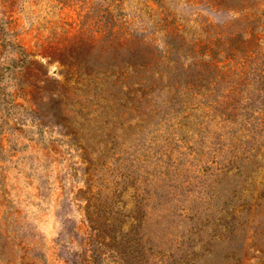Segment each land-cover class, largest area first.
I'll use <instances>...</instances> for the list:
<instances>
[{
  "label": "rangeland",
  "instance_id": "374dc122",
  "mask_svg": "<svg viewBox=\"0 0 264 264\" xmlns=\"http://www.w3.org/2000/svg\"><path fill=\"white\" fill-rule=\"evenodd\" d=\"M263 19L264 0H0V264H166V249L148 250L144 209L151 170L173 166L152 186L163 207L189 208L182 228L216 215L225 188L254 189L241 230L214 236L212 253L194 264H228L220 259L232 251L236 264H264V200L255 201L264 184V36L259 45L253 37L264 34ZM251 53L261 69L225 72L224 56ZM206 55L224 78L206 83L208 96L197 95L177 132L176 110L193 99L181 66ZM134 57L144 71L130 67ZM89 201L134 230H93Z\"/></svg>",
  "mask_w": 264,
  "mask_h": 264
},
{
  "label": "trees",
  "instance_id": "16d2710c",
  "mask_svg": "<svg viewBox=\"0 0 264 264\" xmlns=\"http://www.w3.org/2000/svg\"><path fill=\"white\" fill-rule=\"evenodd\" d=\"M261 23L262 28H264V19L261 21ZM262 36H264V34L253 36L257 45H259V42L263 39ZM259 56L260 55H252V53L249 55L239 56L238 58H235L233 55H226L223 57L224 59H222V61L224 62L227 60L224 63L225 72L228 70H232V74H236L237 78H242L243 75L246 74L248 71L252 72L256 68H262L261 65L256 62V59H258ZM215 58L213 57V55H206V60L195 59L194 62L191 63V65H189L188 67L181 66L182 70H184V73L186 75V77H183L182 74L181 77L184 78L182 79L187 80L186 83L190 80V83H187L186 86V88L188 89L184 90L183 92H185L187 96L191 95L192 93L193 99H187L183 102V104L181 103V106L178 107L176 110V113L181 112L180 118H177V121L175 123L177 132H181L182 127H185L184 119L188 118L189 111L200 104L201 101L199 97L197 98V95L202 97L208 96L207 93L210 89L208 88L206 83H213L214 85H216L222 78H224L223 72L220 71V68L223 65L219 66L218 61ZM129 65L133 70H136L139 67L140 69H142V71H144L147 63L145 60H139L138 58L134 57L133 61L129 63ZM210 72H213L211 73V76L209 75ZM193 73H196L198 76H193ZM149 88L151 89L152 87ZM202 88L204 89V91H200ZM179 98L180 97H177V99ZM183 110H187V112L182 113ZM155 159L158 158L156 157ZM166 164L172 165L169 163ZM175 168L176 167L173 166L171 169H165L160 171H157V169H152L150 172L151 185L149 186V189L147 191L148 209H144V217L145 219H147V227L149 228L148 250L152 252L154 248L158 249L163 253H157L156 255L161 254L160 256H162V254L165 253L163 249H166L167 253H165V257L169 258L166 264H194L195 260L198 258L199 255L212 253V247H214V245L211 243V240L214 236L222 235L223 239H231L236 236L237 232L241 230V228L243 227V223L245 222V215H248V213L250 214V207L252 209V202L250 201L254 196V189L251 186L245 187L244 185H242L243 183L239 185L235 184L231 188H225L228 192L226 194V197L223 199L222 206L218 209L216 215L211 214V212H208L207 214L205 213L203 216L201 215L198 217V219H200L198 222H192L188 228H182V226L184 227L185 219L188 221L193 219V215L189 214V208L186 207V205H180L179 207L175 204L163 207V202L159 201L158 199L160 193L157 194L156 189L152 186L156 182L157 178V184H160V182L162 181L165 182L171 179L172 177L168 176V172H176L177 169ZM215 175H218L219 177H225L227 176V169L220 170V172L216 173ZM246 177L249 176L246 175ZM250 178L253 179V176H251ZM214 185H216V182H214ZM244 190H247L249 193L247 195L245 194L244 196H242ZM168 195H173L175 197V193H171V191H168ZM211 198L213 199V197ZM263 200L264 184H261L259 186V191H257V193L255 194V201L260 202ZM176 207L178 208V212L175 211ZM92 208H94V204L92 205V203H90L89 201L86 206V218L93 230L97 232L101 230L104 233L107 232L108 235H113L116 230H118L122 235L130 234L131 231L134 230V226L129 223L125 225V228H127V232L122 231L124 227L121 226V222L124 221V218L121 219V214L119 212H111V209H105V207L104 209ZM252 214L255 215V210ZM175 216L176 218L179 217L176 220V224H170L169 226L170 221H174L173 217ZM211 218L212 222L214 221L212 223L213 227L209 228L211 230L210 233H212V235L210 236V238H205L203 237L202 233L207 230L206 227ZM136 219V216H134V220ZM176 229L180 232V240L177 236ZM183 229L184 231H182ZM193 235L195 236V238H198L200 240V243H198V241H194L191 243L190 236ZM186 236L189 237V241L187 240V242H185ZM167 242L168 246H166V248H163L162 244H166ZM183 243L185 252L184 254H181ZM119 245H121L122 247L125 246V244L121 243H119ZM113 247L118 250L117 245H113ZM176 248H179L181 252L175 260L172 259L170 253L172 254V251ZM199 251L201 252L199 253ZM220 260H224L228 262V264H236L235 261L237 260V257L232 251L230 254L223 255L222 259Z\"/></svg>",
  "mask_w": 264,
  "mask_h": 264
}]
</instances>
